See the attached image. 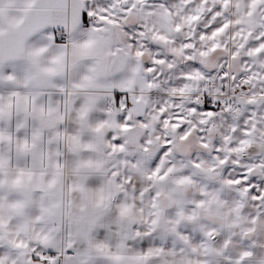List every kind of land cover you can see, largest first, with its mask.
<instances>
[{
    "label": "snow or ice",
    "instance_id": "obj_1",
    "mask_svg": "<svg viewBox=\"0 0 264 264\" xmlns=\"http://www.w3.org/2000/svg\"><path fill=\"white\" fill-rule=\"evenodd\" d=\"M0 264H264V0H0Z\"/></svg>",
    "mask_w": 264,
    "mask_h": 264
}]
</instances>
